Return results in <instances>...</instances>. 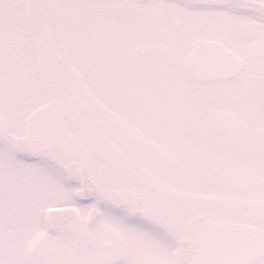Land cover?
Segmentation results:
<instances>
[{"label": "flooded vegetation", "instance_id": "1", "mask_svg": "<svg viewBox=\"0 0 264 264\" xmlns=\"http://www.w3.org/2000/svg\"><path fill=\"white\" fill-rule=\"evenodd\" d=\"M200 40L241 65L187 63ZM53 102L97 192L66 179L64 150L18 157L107 204V220L75 206L73 231L117 216L130 264H203L211 223L250 228L264 248V0H0V143ZM112 191L132 202L117 209ZM113 241L92 247L96 264H115Z\"/></svg>", "mask_w": 264, "mask_h": 264}, {"label": "rangeland", "instance_id": "2", "mask_svg": "<svg viewBox=\"0 0 264 264\" xmlns=\"http://www.w3.org/2000/svg\"><path fill=\"white\" fill-rule=\"evenodd\" d=\"M42 162L15 157L9 142L0 143V264H96L91 249L110 235L117 250L115 264H130L137 259L138 252L124 231L127 226L117 216L108 219L112 224L108 226L94 227L97 220L71 233L53 235L45 231L44 213L53 206L73 205L84 214L96 204L99 213L103 208L102 220H107L111 212L100 198L81 201L78 185L50 181Z\"/></svg>", "mask_w": 264, "mask_h": 264}, {"label": "water", "instance_id": "3", "mask_svg": "<svg viewBox=\"0 0 264 264\" xmlns=\"http://www.w3.org/2000/svg\"><path fill=\"white\" fill-rule=\"evenodd\" d=\"M214 46L219 45L213 42L199 41L194 51L190 54L187 63L203 64L208 63V60L211 59V63L227 62L229 64L232 60H235L238 66L241 65L240 60L229 53H223L222 55H210L207 53V49ZM220 58H227L228 60L222 61ZM214 59L218 60L215 61ZM57 112L63 113V109L61 106H58L57 109L55 102L37 109L29 118L27 133L24 137L10 135L13 139L12 151L15 155L23 154L28 159H36L47 149L64 150L73 154L76 158V163L67 165V176L73 180L82 181L83 197L91 198L98 189L90 180L86 171V164L90 159V154L85 148L81 151L74 147L76 143L72 142L71 136L66 134L62 126V117H58ZM49 118L57 121L58 124L54 122V124L49 126L34 125L35 120L43 121ZM68 146L73 147L69 148ZM81 154H86V156L81 157ZM125 195H127V192L112 191L109 194V200L117 209L122 210L127 208L132 202V199ZM81 225L82 221L75 207L49 209L45 215V228L51 233L70 231ZM252 231L250 228L231 222L211 223L210 234H205V240L209 242L210 246L207 252L208 256L203 264H247L251 260L262 256L264 248L258 245L256 241L257 235ZM188 264H194V262Z\"/></svg>", "mask_w": 264, "mask_h": 264}]
</instances>
